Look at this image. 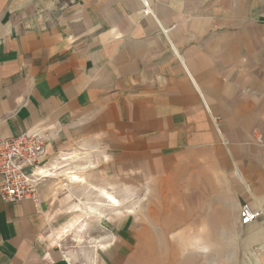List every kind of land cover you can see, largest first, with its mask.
<instances>
[{
  "label": "crops",
  "instance_id": "0c3cea01",
  "mask_svg": "<svg viewBox=\"0 0 264 264\" xmlns=\"http://www.w3.org/2000/svg\"><path fill=\"white\" fill-rule=\"evenodd\" d=\"M24 134L42 183L0 193V264H129L111 208L194 165L264 264L239 218L264 212V0H0V136Z\"/></svg>",
  "mask_w": 264,
  "mask_h": 264
},
{
  "label": "rangeland",
  "instance_id": "374dc122",
  "mask_svg": "<svg viewBox=\"0 0 264 264\" xmlns=\"http://www.w3.org/2000/svg\"><path fill=\"white\" fill-rule=\"evenodd\" d=\"M254 138L257 147H264L261 134ZM197 166L187 167L188 172L185 167L172 178L147 180L145 187L129 190L126 204L111 208L113 227L122 223L129 234V264L255 263L256 246L251 248L228 210L234 198H226L225 212L218 219L211 176L194 169ZM89 210L94 212L95 208L89 206ZM116 214H123V221H116ZM93 224L99 226L100 222Z\"/></svg>",
  "mask_w": 264,
  "mask_h": 264
},
{
  "label": "built area",
  "instance_id": "2783aa9c",
  "mask_svg": "<svg viewBox=\"0 0 264 264\" xmlns=\"http://www.w3.org/2000/svg\"><path fill=\"white\" fill-rule=\"evenodd\" d=\"M46 137L24 134L15 137L0 136V193L6 202H18L39 195L42 178L30 174L27 168L39 163L46 147ZM262 211L245 203L240 209V223L247 226L257 221Z\"/></svg>",
  "mask_w": 264,
  "mask_h": 264
},
{
  "label": "bare ground",
  "instance_id": "6f19581e",
  "mask_svg": "<svg viewBox=\"0 0 264 264\" xmlns=\"http://www.w3.org/2000/svg\"><path fill=\"white\" fill-rule=\"evenodd\" d=\"M113 197H114V196L109 195V198H108V197H107V198H108V199H111V200L115 203V202H116V199H114ZM116 204H119V203L116 202Z\"/></svg>",
  "mask_w": 264,
  "mask_h": 264
}]
</instances>
